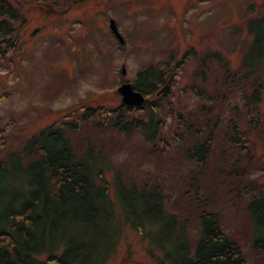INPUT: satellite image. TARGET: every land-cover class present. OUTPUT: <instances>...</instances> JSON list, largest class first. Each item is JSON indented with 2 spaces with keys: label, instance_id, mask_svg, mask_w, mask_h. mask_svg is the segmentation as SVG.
<instances>
[{
  "label": "rangeland",
  "instance_id": "obj_1",
  "mask_svg": "<svg viewBox=\"0 0 264 264\" xmlns=\"http://www.w3.org/2000/svg\"><path fill=\"white\" fill-rule=\"evenodd\" d=\"M9 1L20 9L25 22L13 20L21 25L18 47L0 56V158L12 151L22 154L28 136L45 125L75 123L67 129L73 147L79 153L89 145L99 153L107 179L118 174L126 182L161 186L166 206L188 218L194 237L200 211L217 212L224 231L241 246L246 264L263 262L264 251L253 246V239L264 234V225L247 203L264 187V54H259L260 45H250L253 26L247 23L264 16V0ZM111 17L124 42L109 28ZM209 51L216 55L206 56ZM184 54L188 55L185 61L175 64ZM246 57L256 65L243 77L248 70L242 66ZM148 64H169L173 71L171 80L164 82L168 91L161 89L162 83L156 93L146 95L157 105L154 116L164 119L155 144L171 143L157 155L140 130L123 132L107 123L98 131L95 119H81V112L91 106L105 108L101 116L107 119V113L121 103L118 85L132 82L136 71ZM232 74L239 83L234 84ZM216 83L229 89L223 99L210 102L208 119L201 120L213 127L211 151L206 161L189 160L186 147L202 141L207 128L198 136L187 133L185 140L177 142L173 140L175 129L180 128L176 115L187 108V113H198L194 90L206 92ZM256 85L263 92L259 119L251 128L242 98ZM137 108L133 114H147L144 105ZM233 120L245 130L248 150L231 143ZM23 161L28 156L23 155ZM5 178L0 183H9L11 177ZM127 209L125 202L115 203L117 218ZM117 218L102 222V230L121 227L122 232L118 240L111 235L107 239L115 244L110 255L104 257L99 248L97 259L104 257L102 264H157L159 241L142 238Z\"/></svg>",
  "mask_w": 264,
  "mask_h": 264
},
{
  "label": "trees",
  "instance_id": "obj_2",
  "mask_svg": "<svg viewBox=\"0 0 264 264\" xmlns=\"http://www.w3.org/2000/svg\"><path fill=\"white\" fill-rule=\"evenodd\" d=\"M0 16H4L0 19V56H3L19 44L17 30L21 25H14L13 20L23 24L25 18L9 0H0ZM258 17L257 22L247 23L249 27L253 26V29L250 27V45H260L259 54H264V16ZM253 23L259 24V28L256 29ZM214 55L216 53L212 51L206 54ZM187 56L176 58L175 64L185 61ZM255 65L246 57L242 66L248 70L241 76L247 77ZM172 74L169 64L163 67L148 64L136 71L132 83L135 89L150 95L156 93L160 84L171 80ZM231 76L234 84L239 83L233 74ZM226 89L229 87L222 88L218 83L206 92L197 87L193 96L198 98V113H187V108L176 115L180 128L175 129L173 140L177 142L185 140L187 133L198 136L207 128L202 141L197 140L186 147L187 159L206 161L209 156L213 127L208 121L202 124L201 120L208 119L211 103L223 99ZM165 90L168 91L169 86ZM262 92L261 85H256L250 92L242 94L251 128L259 119ZM152 104L146 99L147 114L135 115L132 112L138 108L120 103L107 113V119L101 116L105 108L91 106L81 112V119H95L98 131H102L107 123L123 132L140 130L150 141L151 151L157 155L171 143L163 142L162 147L155 144L164 119L154 116L157 105ZM208 104L211 105L206 107ZM237 122L231 123L230 141L246 150L249 141ZM64 124L67 126L57 122L43 126L28 136L20 149L22 154L12 151L7 158H0V179L11 177L9 183H0V264H102L103 258L110 255L115 246L108 244L107 239L116 236L118 240L122 232L121 227L104 231L102 222L111 216L116 219L115 203L122 202L128 209L117 221L130 225L144 239L149 237L159 241V247L153 245L160 250L157 264H246L241 246L224 231L217 212L200 211L197 216L199 229L194 237L188 230V218L166 206V195L161 186L148 188L144 183L126 182L118 174L112 180L107 179L101 155L95 154L89 145L78 153L67 133L68 127L76 124L68 121ZM23 155L28 156L26 163ZM247 205L264 225V187L249 196ZM253 246L264 251V234L254 237ZM99 248L105 251L101 260L97 259ZM255 264H264V260Z\"/></svg>",
  "mask_w": 264,
  "mask_h": 264
},
{
  "label": "water",
  "instance_id": "obj_3",
  "mask_svg": "<svg viewBox=\"0 0 264 264\" xmlns=\"http://www.w3.org/2000/svg\"><path fill=\"white\" fill-rule=\"evenodd\" d=\"M109 28L120 42H124V38L118 29L116 21L112 17L109 19ZM124 72L125 66H122V73ZM166 86L167 83H165L161 89H164ZM117 90L120 93L121 102L125 105L140 107L146 100V96L140 90L135 89L132 82L129 80L122 81L118 85Z\"/></svg>",
  "mask_w": 264,
  "mask_h": 264
}]
</instances>
